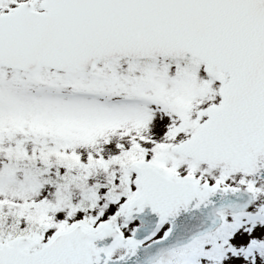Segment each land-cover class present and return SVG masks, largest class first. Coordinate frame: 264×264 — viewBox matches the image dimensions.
<instances>
[{
  "label": "snow or ice",
  "instance_id": "obj_1",
  "mask_svg": "<svg viewBox=\"0 0 264 264\" xmlns=\"http://www.w3.org/2000/svg\"><path fill=\"white\" fill-rule=\"evenodd\" d=\"M0 264H264V0H0Z\"/></svg>",
  "mask_w": 264,
  "mask_h": 264
}]
</instances>
